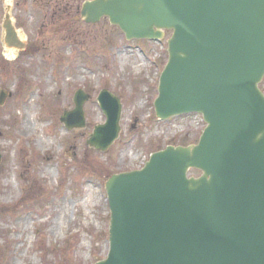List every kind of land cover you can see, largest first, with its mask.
I'll return each instance as SVG.
<instances>
[{
  "label": "water",
  "instance_id": "obj_1",
  "mask_svg": "<svg viewBox=\"0 0 264 264\" xmlns=\"http://www.w3.org/2000/svg\"><path fill=\"white\" fill-rule=\"evenodd\" d=\"M82 17H108L129 41L172 32L156 115L197 113L207 124L197 144L108 180L110 250L97 264H264V0H94ZM4 30L6 46L22 49L9 16ZM88 99L76 94L61 118L68 129L85 127ZM98 102L107 120L88 144L106 152L122 104L107 90Z\"/></svg>",
  "mask_w": 264,
  "mask_h": 264
},
{
  "label": "rangeland",
  "instance_id": "obj_2",
  "mask_svg": "<svg viewBox=\"0 0 264 264\" xmlns=\"http://www.w3.org/2000/svg\"><path fill=\"white\" fill-rule=\"evenodd\" d=\"M86 1L0 0V92L8 95L0 106V264L104 260L109 177L200 135L195 120L156 119L167 39L127 42L107 19L86 24L77 15ZM8 14L29 48L4 44ZM105 89L120 97L123 113L120 139L100 152L87 140L106 120L97 102ZM79 90L90 96L85 128L68 130L60 118L75 109Z\"/></svg>",
  "mask_w": 264,
  "mask_h": 264
},
{
  "label": "flooded vegetation",
  "instance_id": "obj_3",
  "mask_svg": "<svg viewBox=\"0 0 264 264\" xmlns=\"http://www.w3.org/2000/svg\"><path fill=\"white\" fill-rule=\"evenodd\" d=\"M66 9H69V8H66ZM79 11H80V10H79ZM79 13L81 14V11H80ZM80 14L77 13V15H78L79 17H80ZM23 47H24V49H25L26 47L29 48V45H28V44H26V45L23 44ZM24 49H23V50H24ZM30 49H31V48H30Z\"/></svg>",
  "mask_w": 264,
  "mask_h": 264
},
{
  "label": "bare ground",
  "instance_id": "obj_4",
  "mask_svg": "<svg viewBox=\"0 0 264 264\" xmlns=\"http://www.w3.org/2000/svg\"><path fill=\"white\" fill-rule=\"evenodd\" d=\"M121 104H122V108H123V103L121 102ZM122 110H123V109H122ZM27 123H28V122H26V125H27Z\"/></svg>",
  "mask_w": 264,
  "mask_h": 264
}]
</instances>
